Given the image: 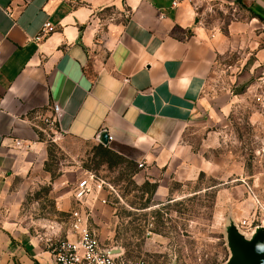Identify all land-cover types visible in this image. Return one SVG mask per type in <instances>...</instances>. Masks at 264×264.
<instances>
[{
    "label": "crops",
    "instance_id": "1",
    "mask_svg": "<svg viewBox=\"0 0 264 264\" xmlns=\"http://www.w3.org/2000/svg\"><path fill=\"white\" fill-rule=\"evenodd\" d=\"M175 1L0 0V264H54L47 235L14 209L12 183L46 152L33 112L56 104L66 137L99 143L106 130L110 147L141 163L167 168L184 148L181 128L205 112L208 79L232 40L208 36L192 0ZM229 1L247 11V35L264 23V0ZM46 24L53 31L36 42ZM255 71L264 75V48ZM61 237L75 239L69 224Z\"/></svg>",
    "mask_w": 264,
    "mask_h": 264
},
{
    "label": "rangeland",
    "instance_id": "2",
    "mask_svg": "<svg viewBox=\"0 0 264 264\" xmlns=\"http://www.w3.org/2000/svg\"><path fill=\"white\" fill-rule=\"evenodd\" d=\"M190 4L208 36L222 34L232 42L208 79L205 112L181 128L178 143L184 148L173 164L141 163L138 153L116 147L109 149L122 160L103 156L94 141L44 138V159L12 183L20 193L14 209L24 226L47 238L64 230L76 184L93 174L105 189L82 206L91 229L130 261L228 264L231 231L251 237L247 227L256 211L263 217L258 204L264 208V88L262 75L251 72L264 48V23L247 35L240 30L248 20L245 8L229 0ZM64 201L68 211L59 210Z\"/></svg>",
    "mask_w": 264,
    "mask_h": 264
},
{
    "label": "built area",
    "instance_id": "3",
    "mask_svg": "<svg viewBox=\"0 0 264 264\" xmlns=\"http://www.w3.org/2000/svg\"><path fill=\"white\" fill-rule=\"evenodd\" d=\"M177 2L178 0L175 1L174 6L177 5ZM52 31V26L46 24L36 38V42H41ZM260 81L264 88V75L261 76ZM62 117V109L55 104L50 110L33 112L27 121L38 131L41 140L48 138L56 141V139L65 136V132L61 128ZM16 144L20 146L21 142ZM104 187L105 183L98 180L93 174H88L76 184L73 191L75 207L71 210L69 217V230L75 239L62 238L59 234L62 233L63 228L47 238V242L53 250L54 264H147L143 260H128L117 247L104 246L97 233L91 229L89 213L85 212L82 206L94 191L101 193L104 191ZM250 190L252 191L251 188ZM103 203L105 204L106 200H103ZM258 205L257 210L263 211V217L257 218L256 211L253 222L247 227L251 235L258 228H264V208L260 203ZM242 228H244L243 225Z\"/></svg>",
    "mask_w": 264,
    "mask_h": 264
},
{
    "label": "water",
    "instance_id": "4",
    "mask_svg": "<svg viewBox=\"0 0 264 264\" xmlns=\"http://www.w3.org/2000/svg\"><path fill=\"white\" fill-rule=\"evenodd\" d=\"M98 141L100 145L109 148L108 131L103 130L98 136ZM229 245L232 257L228 264H264V228H258L250 238L238 229L232 230Z\"/></svg>",
    "mask_w": 264,
    "mask_h": 264
},
{
    "label": "trees",
    "instance_id": "5",
    "mask_svg": "<svg viewBox=\"0 0 264 264\" xmlns=\"http://www.w3.org/2000/svg\"><path fill=\"white\" fill-rule=\"evenodd\" d=\"M99 150H100V152H101V154L103 155V156H114L115 158H117V159H119V160H122L123 158H122V156H120V155H118V154H116L115 152H113L112 150H110L109 148H107V147H104V146H102V145H99Z\"/></svg>",
    "mask_w": 264,
    "mask_h": 264
}]
</instances>
